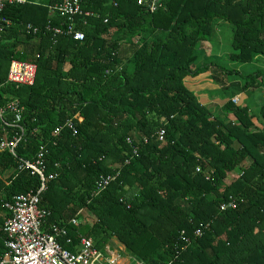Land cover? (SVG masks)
<instances>
[{"label": "trees", "instance_id": "trees-1", "mask_svg": "<svg viewBox=\"0 0 264 264\" xmlns=\"http://www.w3.org/2000/svg\"><path fill=\"white\" fill-rule=\"evenodd\" d=\"M62 1L7 5L2 14L12 25L0 37V105L18 100L26 131L15 154L31 159L44 144L47 173L58 174L40 201L47 224L68 226L73 245L84 236L100 249L99 239L112 238L145 264H264V107L233 102L238 91L263 86L264 74L229 83L240 72L206 47L223 22L232 33L226 59L264 65V0H83L91 16L73 19L81 41L46 30L72 22L53 10ZM27 24L37 32L27 33ZM13 60L36 64L33 86L7 83ZM207 79L213 91L204 103L187 84ZM12 119H0V139L2 120ZM16 163L0 152V214L1 203L39 185ZM116 173L95 192L100 177ZM230 198L235 207L221 212ZM72 219L82 222L68 225ZM181 231L192 242L177 259ZM2 240L0 232V255Z\"/></svg>", "mask_w": 264, "mask_h": 264}, {"label": "built area", "instance_id": "built-area-1", "mask_svg": "<svg viewBox=\"0 0 264 264\" xmlns=\"http://www.w3.org/2000/svg\"><path fill=\"white\" fill-rule=\"evenodd\" d=\"M83 0H63L53 10L62 17L69 18L72 21L63 28H50L46 30L53 36H69L74 41H81L83 34L75 30L73 19L76 16L84 14L91 16L88 12H83L81 8ZM25 0H0V37L11 27L12 23L3 16V11L7 5L24 4ZM138 4L141 1L138 0ZM155 2L150 5L151 11L155 9ZM27 33L35 34L37 29L27 24ZM106 74L109 71L105 72ZM37 74V66L32 62L13 60L10 62L7 72V83L16 89L20 87H31L35 83ZM234 102L237 99L234 98ZM21 107L18 100H13L0 105V119L3 116L11 115V121H3L4 137L0 139V152L8 151L14 159L17 160V170L28 171L31 176H36L39 185L35 191L26 194H17L10 197L8 201L1 203L3 213L2 226L0 232L3 236V253L0 255V264H145L137 258L127 254L122 249L110 250L108 246L103 251L97 249L91 238L80 236L78 243H72L69 238V228L65 225L57 223L47 224L50 212L40 208L42 195L46 192L48 183L55 179L58 175L56 172L47 173L46 157L48 155L47 146L42 144L30 159H24L16 156L15 150L24 138L26 131L21 125ZM65 127L71 130L72 135H76V129L72 122L67 121ZM61 127L56 128L53 136H58ZM164 130L156 132L157 140L164 143ZM128 146L132 149L133 155H137L138 146L134 142L128 141ZM129 161L125 162L128 165ZM59 168V165H54ZM199 172V169H198ZM118 173L100 177L95 182V192H101L116 180ZM209 179V176L206 177ZM235 207L234 199L222 203L219 210L224 212ZM68 225L77 227L79 222L76 219L70 220ZM210 227V222L199 223L193 231L194 238L202 237L205 230ZM178 237L179 248L175 251V257L180 259L182 252L190 245L191 240L181 231ZM64 239L66 245H73V249L62 246L60 240ZM127 255V259L123 260V256ZM163 264H174L173 260H169Z\"/></svg>", "mask_w": 264, "mask_h": 264}, {"label": "rangeland", "instance_id": "rangeland-1", "mask_svg": "<svg viewBox=\"0 0 264 264\" xmlns=\"http://www.w3.org/2000/svg\"><path fill=\"white\" fill-rule=\"evenodd\" d=\"M231 37H232V33L231 30L229 28L228 25H226V23H219L214 27V34L211 36V38L209 39L210 42H208V46L206 45V47L210 49V51L214 52V55H221L223 56L221 59V64L226 67L227 69L230 70H237L238 72H240V76H228L229 78V83L232 82V80H234L236 78V80L240 81V84L245 83V81L250 80V78L248 77L250 74L254 73V72H260L262 74H264V65L260 62V64H233L232 62L228 61L226 59L227 54L231 51V46H230V42H231ZM204 49V48H203ZM202 48H200L201 52H205V49L203 50ZM213 58H211L212 60ZM234 65V66H233ZM209 83V85L212 86V84H210V79H207V81ZM189 89H193L194 92L198 93L197 91V85L196 83H188L187 84ZM206 91L203 90L201 91V94L199 95H203V93ZM208 95H212L211 92H208ZM238 100L240 101V103H248V100L251 101L252 103L250 104V106L252 108H256V110H260V108L264 107V85L263 86H259L256 88H253L248 95L242 93V92H237L236 94ZM247 100V101H245ZM245 101V102H244ZM85 217H84V222H88L87 224H91L93 221V217H91L87 212L85 213ZM1 215V214H0ZM79 222H82V219L79 220ZM110 240H101L99 239L98 243H99V247L101 251H103L105 249L106 246L108 247H112V246H120L122 248V245L118 244V242L112 238H109ZM114 247V248H115ZM118 248V247H116ZM110 250H113L112 248H109Z\"/></svg>", "mask_w": 264, "mask_h": 264}, {"label": "crops", "instance_id": "crops-1", "mask_svg": "<svg viewBox=\"0 0 264 264\" xmlns=\"http://www.w3.org/2000/svg\"><path fill=\"white\" fill-rule=\"evenodd\" d=\"M69 68H68V65H66L65 67H64V71H67ZM194 83H196V85H197V91H198V93L199 94H201V91H203V90H205L206 89V91L203 93V95H200L201 97H202V101H204V103H206L207 101H205L207 98H209V95H208V92H212L213 91V86H211V85H209V83L208 82H206V81H204V80H195V81H193ZM234 98H237V96L236 97H234ZM238 99V98H237ZM213 103H215V101L213 102ZM218 103V102H217ZM230 120H233L234 121V117L232 116V115H229V117H228ZM253 121H255V120H253ZM14 172V170L12 169V171H7L5 174H4V177L5 178H8V177H10L11 175H12V173ZM113 247V249L114 250H116L117 248L116 247H118V248H120V249H122L124 252H126L125 250H124V247L122 246V248L120 247V246H117L116 245V247L115 246H112ZM112 247H110V248H112ZM115 247V248H114ZM127 253V252H126ZM127 259V255H125V256H123V260H126Z\"/></svg>", "mask_w": 264, "mask_h": 264}, {"label": "clouds", "instance_id": "clouds-1", "mask_svg": "<svg viewBox=\"0 0 264 264\" xmlns=\"http://www.w3.org/2000/svg\"><path fill=\"white\" fill-rule=\"evenodd\" d=\"M25 3H26V0H25ZM25 3H24V4H25ZM46 28H47V27H46ZM54 28H55V27H54ZM236 99H237V98H236ZM233 100H234V99H233ZM237 101H238V99H237ZM233 102H234V101H233ZM155 135H156V133H155ZM190 240H191V239H190ZM191 242H192V241H191ZM190 244H191V243H190ZM189 246H190V245H188V247H189Z\"/></svg>", "mask_w": 264, "mask_h": 264}]
</instances>
